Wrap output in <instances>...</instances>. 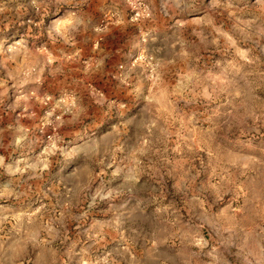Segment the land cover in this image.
Segmentation results:
<instances>
[{
  "label": "rangeland",
  "instance_id": "1",
  "mask_svg": "<svg viewBox=\"0 0 264 264\" xmlns=\"http://www.w3.org/2000/svg\"><path fill=\"white\" fill-rule=\"evenodd\" d=\"M182 7L0 0V156L26 168L0 199L4 264H264V32L248 27L264 3ZM71 144L82 160L101 145L91 176L61 173ZM133 183L134 203L110 195Z\"/></svg>",
  "mask_w": 264,
  "mask_h": 264
},
{
  "label": "clouds",
  "instance_id": "2",
  "mask_svg": "<svg viewBox=\"0 0 264 264\" xmlns=\"http://www.w3.org/2000/svg\"><path fill=\"white\" fill-rule=\"evenodd\" d=\"M65 3L71 4L73 0H64ZM257 3H264V0H257ZM168 6H171L177 10L184 11L185 9L182 7V5L185 4V0H167ZM65 19H71L72 23L71 24H66L64 25L63 28H61L60 24L57 23L56 21H53V24L56 25V31L63 36L65 32H71L74 27L80 23V17L78 11H72L71 9L65 12ZM248 27L252 28L254 30H258L261 32H264V9L261 10L260 14L255 17V19L251 20L248 22ZM105 135L104 131H98L97 133L93 134L91 137L87 138H81L84 140V142H88L89 140L95 143L97 140L100 139V137H103ZM24 137L21 136L17 138L14 141V146L18 149H22L24 147ZM71 151L66 152L64 148L58 149L60 154L62 156H65L68 158L69 156L72 157V159L69 160L68 164H66L64 167L61 169V173L65 176L72 177L73 174L76 172L77 169H81L83 166V171L87 172L89 176L92 175L93 171V166L98 165L103 163L99 159L100 153L102 152V147L100 144L96 145V150L94 152L86 154V159H79L78 154L76 152V144H71L67 146ZM29 168L31 166H28ZM50 167V165H49ZM71 168V171H68V168ZM0 168H5V171L8 172L13 179L11 181H6L4 182L3 187H0V199H10L13 197H16L17 199L19 198L20 195H22V192L19 191L20 189V177H22L26 171L25 167H20L18 166L15 170H12L11 168H6L5 167V158L4 156H0ZM45 170H40L35 172L34 174H31L29 176V179H35L39 180L43 178V172ZM115 174V173H114ZM87 186L85 185V188ZM84 191V188H81V192ZM110 195H114L117 199H120L121 196L125 197V199L121 200V204L124 206H127L128 204L134 203L136 201V196H137V191H136V184L133 183L132 186L128 187L127 190H118L114 193H110ZM70 206V205H69ZM15 220L19 223L21 220V217L19 215L14 217ZM34 223V221H28V227ZM46 230L48 231L49 235L51 236L52 239H55L54 235V230L50 226H45ZM102 230L100 233L96 234V239L102 238ZM25 240H34L35 237L33 235V232L30 227H28V231L26 233V236L23 238ZM5 243H6V238L0 237V264H4L2 256L3 253L6 251H12L13 253H16L17 251V244H13L10 246V248L6 249L5 248ZM39 244V242H37ZM51 245L49 242V249ZM227 264V261H226Z\"/></svg>",
  "mask_w": 264,
  "mask_h": 264
},
{
  "label": "built area",
  "instance_id": "3",
  "mask_svg": "<svg viewBox=\"0 0 264 264\" xmlns=\"http://www.w3.org/2000/svg\"><path fill=\"white\" fill-rule=\"evenodd\" d=\"M138 10H139V7L138 8H134V10H133L134 11L133 12V17L134 18L140 15V13L138 12ZM139 11L144 12L145 11V8H142L141 7Z\"/></svg>",
  "mask_w": 264,
  "mask_h": 264
}]
</instances>
